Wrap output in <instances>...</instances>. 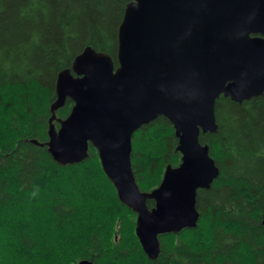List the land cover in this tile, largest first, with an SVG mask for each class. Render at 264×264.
I'll use <instances>...</instances> for the list:
<instances>
[{
    "label": "trees",
    "instance_id": "1",
    "mask_svg": "<svg viewBox=\"0 0 264 264\" xmlns=\"http://www.w3.org/2000/svg\"><path fill=\"white\" fill-rule=\"evenodd\" d=\"M131 1L0 0V113H7L0 122V264H264V95L242 104L217 101L218 130L201 134L200 143L209 146L220 175L197 196L199 222L204 217L209 227L210 220L213 230L205 234L201 222L203 229L198 223L159 236L155 261L144 253L137 216L119 200L94 147L86 161L60 166L47 146L32 143L49 141L57 79L77 56L92 47L117 67L119 29ZM73 106L68 100L57 119L66 120ZM132 142L137 183L151 192L167 166L181 162L174 128L159 117ZM192 233L196 243L185 238Z\"/></svg>",
    "mask_w": 264,
    "mask_h": 264
},
{
    "label": "water",
    "instance_id": "2",
    "mask_svg": "<svg viewBox=\"0 0 264 264\" xmlns=\"http://www.w3.org/2000/svg\"><path fill=\"white\" fill-rule=\"evenodd\" d=\"M118 45L117 67L89 47L59 75L53 111L67 98L74 107L58 132L51 126L50 152L61 165L80 163L93 143L121 200L139 215L145 251L158 257V236L194 227L197 191L220 175L200 143L217 130V101L264 95V0H132ZM159 117L172 124L183 158L147 196L133 177L131 136Z\"/></svg>",
    "mask_w": 264,
    "mask_h": 264
},
{
    "label": "bare ground",
    "instance_id": "3",
    "mask_svg": "<svg viewBox=\"0 0 264 264\" xmlns=\"http://www.w3.org/2000/svg\"><path fill=\"white\" fill-rule=\"evenodd\" d=\"M132 2V1H131ZM130 2V3H131ZM129 3V4H130ZM128 4V5H129ZM127 9V8H126ZM126 12V11H125ZM124 18H125V16H124ZM123 21H124V19H123ZM123 23V22H122ZM122 25V24H121ZM121 27V26H120ZM119 46V45H118ZM89 48V47H88ZM87 49V48H86ZM85 49V50H86ZM101 53H104V52H101ZM106 54H108V53H106ZM75 60V59H74ZM73 66V65H72ZM66 70H72V68L71 69H66ZM66 70H64V71H66ZM64 71H62V72H64ZM61 72V73H62ZM60 73V74H61ZM59 74V75H60ZM58 78H59V76H58ZM57 83H58V79H57ZM57 83H56V86H57ZM56 96H57V88H56ZM56 99H57V97H56ZM68 100H71L70 98H67L66 99V102H65V104L63 105V106H61V107H58V109H55L54 111H53V105H54V103L52 104V106H51V112H52V118L50 119V121H49V123H50V127H49V132H50V130H51V126H54L55 127V129H56V131L58 132L59 130H60V128H61V124H60V122H62V121H65V120H60V119H57V116H56V112L58 111V110H60L61 108H63L65 105H66V103H67V101ZM232 100V99H231ZM250 100H252V99H250ZM250 100H244V101H250ZM56 101V100H55ZM72 101V100H71ZM233 101V100H232ZM244 101L242 102V103H244ZM73 102V101H72ZM235 102V101H234ZM242 103H239V104H242ZM74 107V106H73ZM72 110H73V108H72ZM71 113H72V111H71ZM71 113H70V115H71ZM70 115L68 116V118L70 117ZM67 118V119H68ZM66 119V120H67ZM55 122H58L59 124H60V128L58 129L57 127H56V125H55ZM143 126V125H142ZM142 126H140L138 129H136L133 133H132V136H131V162H132V151H133V142H132V138H133V135H134V133H136ZM217 130H218V125H217ZM217 130H216V132H217ZM215 132V133H216ZM49 134V133H48ZM178 139V138H177ZM178 142H179V140H178ZM32 143H34L35 145H37V146H41V147H44V146H47L48 147V152H49V154L52 156V158H53V155L51 154V152H50V145H49V143H50V135H49V141L47 142V143H45V144H40L37 140H33L32 141ZM90 146H92V147H94L95 149H96V151L98 152V155H99V150L93 145V143H91V142H89L88 143V152H87V154H88V157L85 159V160H83V161H81L80 163H82V162H84V161H86L88 158H89V156H90ZM203 146H208V145H203ZM178 147V146H177ZM208 148H209V146H208ZM176 151H177V149H176ZM177 152H179L181 155H182V153L180 152V151H177ZM209 157L215 162V160H214V158H212L211 157V155H210V148H209ZM99 158H100V156H99ZM175 158V157H174ZM182 158H183V155H182ZM182 158H181V161H182ZM176 159V158H175ZM53 160H54V162L55 163H57L58 165H60V166H68V165H75V164H80V163H75V164H66V165H61L59 162H57L54 158H53ZM100 161H101V159H100ZM181 163V162H180ZM216 163V162H215ZM101 164H102V161H101ZM217 165V164H216ZM168 166H172V165H168ZM168 166H167V168H168ZM173 167V166H172ZM102 168H103V166H102ZM167 168H166V170H167ZM104 170V169H103ZM132 171H133V177H134V179H135V183H136V185H137V187H138V190H139V193L140 194H142V195H147V196H149V195H151V194H153L157 189H159V187H157V188H155V189H153V191H151V192H142L141 191V189H140V187H139V185H138V183H137V179H136V176H135V173H134V170H133V164H132ZM105 172V171H104ZM166 172V171H165ZM105 174H106V172H105ZM163 175H165V174H163ZM106 176L108 177V179L112 182V184L114 185V188L116 189V191H117V195H118V198H119V200L125 205V206H127L129 209H131L133 212H135L136 214H137V226H136V234H137V228H138V217H139V215H138V213L135 211V209H134V207H130L128 204H126L125 202H123L122 200H121V198H120V195H119V192H118V190H117V188H116V186H115V184H114V182L109 178V176L106 174ZM153 179V178H152ZM163 179H164V177H163ZM152 181V180H151ZM160 181V180H159ZM162 182H163V180H161V184H162ZM160 184V185H161ZM213 184V183H212ZM212 184L210 185V187H208V188H200V189H198V191L199 190H202V189H206V190H209L210 191V189L212 188ZM43 186V185H42ZM198 191H197V196H198ZM199 194H200V191H199ZM149 200H152V201H154L155 202V205H156V200L154 199V198H151V197H148L147 199H146V205L148 206V201ZM196 200H197V198H196ZM153 209V208H152ZM152 209H150V210H152ZM196 210H197V212H198V216H197V218H196V220H197V222H196V225L194 226V227H187V228H183V229H181L179 232H177V233H163V234H161V235H165V234H179V233H182V231L183 230H185V229H194V228H197V226H198V223H199V226L201 227L202 225H200L201 224V222L203 221H206V219H204V217H203V219L199 222V220H200V210L198 211V209H197V206H196ZM260 213V212H259ZM264 215V214H263ZM263 215H261L260 214V216H262L263 218V224H264V216ZM209 221V227L212 225V227H213V224H211L210 222V220H208ZM219 221V220H218ZM202 222V224H204ZM207 223L208 222H206L205 224H206V226H207ZM213 223V222H212ZM205 224L203 225V226H205ZM211 224V225H210ZM204 227L205 228V231H206V228H209L208 226L207 227ZM211 228V227H210ZM210 228L209 229H207V233H205V234H208L209 232H208V230H210ZM201 229H203V227H201ZM212 230H213V228H211ZM196 231V230H195ZM195 231H193V232H195ZM198 231V230H197ZM196 231V232H197ZM215 231V230H214ZM188 231H186V233H187ZM190 232V231H189ZM211 233V232H210ZM212 233H213V231H212ZM161 235H159V236H161ZM186 235H188V233L186 234ZM191 235V234H190ZM159 236H158V240H159V242H160V239H159ZM184 236V235H183ZM183 236H181V237H183ZM137 237H138V234H137ZM193 237H194V234L192 233V236H191V239H190V236L189 237H185V238H187V240L191 243H193V242H195L194 240H192L193 239ZM189 238V239H188ZM209 238V237H208ZM117 239V238H116ZM138 239H139V241H140V238L138 237ZM178 239V238H177ZM192 240V241H191ZM170 242V241H169ZM140 243H141V246H142V248H143V251H144V253L148 256V258L150 259V260H152V261H155V260H157L158 259V257H153V256H151V254H149L148 252H146L145 251V248H144V246H143V244H142V242L140 241ZM196 243V242H195ZM160 244V251H159V253H161V243H159ZM160 255V254H159ZM184 260H185V258H183ZM188 259L186 258V263L188 262L187 261ZM83 261H88V262H92V261H89V260H83ZM82 262V261H81ZM80 262V263H81ZM79 263V264H80ZM94 264V263H93Z\"/></svg>",
    "mask_w": 264,
    "mask_h": 264
},
{
    "label": "rangeland",
    "instance_id": "4",
    "mask_svg": "<svg viewBox=\"0 0 264 264\" xmlns=\"http://www.w3.org/2000/svg\"><path fill=\"white\" fill-rule=\"evenodd\" d=\"M10 96H13V95H10ZM6 115H7V113L6 112H2V113H0V122H2L3 120H2V118H5L6 117ZM2 123H4V122H2ZM106 203H107V205H109V203H108V201H106ZM29 208H32V207H29ZM135 213V212H134ZM136 214V213H135ZM136 216H137V214H136ZM120 228V221L118 222V225H117V229L116 230H118ZM180 234V233H179ZM137 235V234H136ZM178 235V234H177ZM117 238V239H116ZM116 238H115V240L116 241H118L119 240V236H116ZM138 238V237H137Z\"/></svg>",
    "mask_w": 264,
    "mask_h": 264
}]
</instances>
